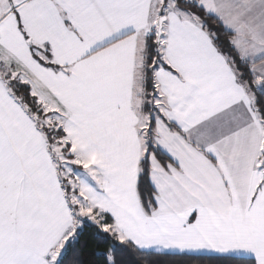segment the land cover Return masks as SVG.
Masks as SVG:
<instances>
[{"label": "snow or ice", "instance_id": "1", "mask_svg": "<svg viewBox=\"0 0 264 264\" xmlns=\"http://www.w3.org/2000/svg\"><path fill=\"white\" fill-rule=\"evenodd\" d=\"M0 264H264V0H0Z\"/></svg>", "mask_w": 264, "mask_h": 264}]
</instances>
